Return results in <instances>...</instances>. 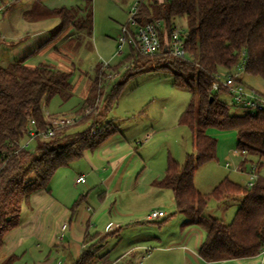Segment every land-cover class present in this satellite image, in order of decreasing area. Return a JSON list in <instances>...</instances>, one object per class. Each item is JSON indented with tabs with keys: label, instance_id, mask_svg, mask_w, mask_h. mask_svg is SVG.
Wrapping results in <instances>:
<instances>
[{
	"label": "trees",
	"instance_id": "obj_1",
	"mask_svg": "<svg viewBox=\"0 0 264 264\" xmlns=\"http://www.w3.org/2000/svg\"><path fill=\"white\" fill-rule=\"evenodd\" d=\"M54 1L34 0L25 14L28 21L59 19L48 40L9 66H0V251L7 234L19 227L24 205L40 190L50 193L49 184L58 170L119 133V125L109 115L129 81L144 73L159 72L169 75L174 86L191 94L178 124L191 132L194 151L183 163L169 156L164 177L154 181L153 186L172 191L176 213L186 218L184 226L203 230L199 255L205 261L257 256L264 244V115L244 110L242 114H232L229 104L220 99L228 95L227 91L213 92L212 84L217 75L237 72L240 67L243 73L264 80V0H142L136 24L144 26L158 19L164 22L160 52L144 55L131 48L107 70L98 64L88 97L77 109L82 117L76 125L58 129L47 141L34 142L32 150L22 149L31 129L46 131L50 127L44 119V109L51 100L58 97L65 104L75 92L71 71L49 63L32 67L28 60L70 31L93 35L94 0L61 6H54ZM177 19L187 23L183 32L184 58L168 50L172 30L181 29ZM110 72L118 73L120 79L105 86ZM98 98H103L100 108L95 106ZM85 107L94 109L85 114ZM210 130L235 131L238 151L257 158V179L252 187L225 178L208 195L196 188V169L217 156L218 142ZM247 156L240 165L244 169L249 163ZM211 199L219 204L238 200L230 223L205 214ZM84 200L80 197L74 202L73 212ZM107 236L86 233L84 242L98 237L104 241ZM100 244L97 241L85 248L74 264H95ZM103 259L105 264H131ZM18 260L19 256L12 255L1 264H15Z\"/></svg>",
	"mask_w": 264,
	"mask_h": 264
},
{
	"label": "rangeland",
	"instance_id": "obj_2",
	"mask_svg": "<svg viewBox=\"0 0 264 264\" xmlns=\"http://www.w3.org/2000/svg\"><path fill=\"white\" fill-rule=\"evenodd\" d=\"M137 1L141 0H94L92 37L88 36L85 32L75 34H70V32H68L59 38L58 44H63L65 50L59 53L57 61L48 56L46 62L58 66L62 70H68L73 73L72 83L75 87V92L74 97L65 104L60 102L61 100L58 97L52 99L48 108L51 113L72 109L82 104L87 86L94 77L96 66L106 62H109L110 65H116L122 57L128 53V50L124 49L123 55H117L116 38L121 27L129 22L131 7ZM71 2L70 0H56L53 3L54 6H61ZM176 24L183 31L187 30L185 19H177ZM66 59L68 61H64ZM37 60H41V57H37ZM241 73L242 80L247 86L264 94V80L261 77L252 76L243 72ZM119 79L120 77L115 80L117 81ZM90 84L91 87L92 82ZM154 94L156 96V102L152 105L146 104L147 101H154V99L149 100ZM220 99L229 104L232 114L243 113L239 107L232 104V99L229 95H221ZM136 100H139L141 104H145L143 109L135 113L134 116L129 113L125 114L124 112L126 110L138 106L137 103H134ZM190 100V92L186 89L174 86L172 78L169 75L159 72L144 73L129 81L121 98L114 104L109 117L114 119V122L119 125L124 133H127L128 129L135 125V123L145 122L147 126L144 125V129L148 128V126L151 128H149V133H145V137H140V141H137V143L134 142L136 146H138V149H142V155H148L152 157V160L158 162L164 155H168L169 149L174 156L171 155L178 162L183 163L187 154L193 153L194 148L191 142V132L186 127L180 126L178 120ZM87 109L88 107H85L84 110ZM72 111L74 112L76 110ZM83 127L84 126H81L80 128ZM209 134L218 142L217 156L216 159L206 162L197 169L195 180L199 190H201L203 194L208 195L225 178H229L235 183L246 186L251 178V167L255 166V163L253 162L252 165H249L247 173L238 171L239 164L242 160L239 154L240 152L237 149L235 131L210 130ZM32 146L35 147V143H33ZM171 155H168V157ZM251 158L257 161L256 157ZM88 168L89 166L86 159L82 158L74 162L71 166L58 170L49 184V188L52 190L48 194L49 196L52 195L50 199L56 198L58 202L68 208L69 217L66 219V217H62V214L53 212L55 207L51 205V202L49 204L41 202V210L36 213L37 219L35 223V230L41 232V236H35V239H29L32 236L28 233L27 229L30 230L33 228L30 224L27 225L23 234L16 239V242L20 238L19 241L27 240V243L26 249L16 254L19 256V260L15 264H31V262H35L38 258L43 257L46 260L48 255L55 256L58 258V261H64L63 264L72 263L68 251L64 252V250H60L58 246H53L54 243H57L55 232H59L64 223L69 224L72 213L78 210L81 211L79 212L80 214L76 215V213L74 215L71 220V233H69L61 243L67 245L71 242V247L76 246L77 249L81 247V238L86 229L87 215L89 213L86 207L89 205L91 210L92 208L98 210V204L100 203L98 199L100 192L91 191L92 177L89 176L88 171H90V168L89 170ZM80 172L88 174L87 183L79 185L77 189H75L74 182ZM261 173L264 175V168ZM70 189L74 191H70ZM152 189L158 191L157 188ZM165 191L170 198L169 200L167 197L161 199L150 197L140 206H143L146 210L148 209L149 211H147V213L149 214L152 211V207L164 202L163 211L166 213L168 211V215L173 214L172 217H169V221L162 224L148 223L146 222L147 214L144 217V222L136 223L134 229L131 226L123 230L121 234V238H123L122 242L119 241L118 236L113 237L109 235L104 241H101V238L98 237L95 239V242L98 241L101 243V246L97 253L95 264H105L104 260H100L105 257L110 262L121 258L124 254H127L128 248L135 244V238L145 239L149 236L161 235L159 231L161 227H165L166 231L175 233L174 231L181 226V219L183 220L185 217L176 213V206L172 200L171 195L173 194L171 191ZM86 195H88L87 201L81 203L73 212L72 207L74 202ZM238 205L239 202L236 199L227 200L221 204L211 199L205 214L208 217L220 218L225 223H230L235 216ZM27 209L28 206L24 205V214L21 219H26ZM119 213L122 212L119 211ZM64 220H66V222H64ZM44 222L45 224L42 226L41 224ZM91 222L93 225L95 224V222ZM98 226L100 227V225ZM51 230L52 233L50 236L49 231ZM90 230L92 235L97 233L95 229L92 230V227L89 228V231ZM98 233L103 234L100 230ZM50 244L51 248H49ZM163 244L159 245L158 249L157 247H153L154 245H152V247L148 245L143 247L144 249H140L142 250L138 253L140 260L139 258L135 259L133 261L134 264H172V258L177 252L176 250L173 251V249L168 250L169 252H166V249L164 251L166 247H162ZM131 248L129 250H133L136 247ZM39 251L43 253L39 254Z\"/></svg>",
	"mask_w": 264,
	"mask_h": 264
},
{
	"label": "crops",
	"instance_id": "obj_3",
	"mask_svg": "<svg viewBox=\"0 0 264 264\" xmlns=\"http://www.w3.org/2000/svg\"><path fill=\"white\" fill-rule=\"evenodd\" d=\"M71 1L72 0H70V2ZM77 1L79 0H73L71 3H77ZM33 2L34 0H0V66L7 67L14 61L28 55L30 52L40 47L45 41L48 40L51 31L58 25V18L40 21H28L25 18V14L32 8ZM70 34L75 33L73 31H70ZM58 40L47 44L45 47L39 50L35 56L31 57L28 60V65L34 67L39 63H47L46 59L48 56H50L53 60L56 59L55 61H57L59 53L65 50L63 44H58ZM37 57H41V60H37ZM64 61L68 60L66 59ZM93 79L94 77L91 79L90 83ZM90 83L87 86L83 103L88 97V91L90 90L91 85ZM155 97V94L152 95L149 100L154 99V101H147L146 104H154L156 102ZM83 103L72 109L60 110V112H69L72 110H76L75 112H77V109H79L83 105ZM134 103H137L138 106L130 108V110H126L124 112L125 114L129 113L130 115L134 116L135 113L141 111V109H143V106L145 105L143 103L141 104L139 100H136ZM48 108L49 105L46 106V110L51 113ZM57 113L53 112L51 114ZM144 125H146L145 122L135 123V125L128 129L127 133H124L120 128L118 134L110 137L96 150L85 152L83 158L86 159L88 163V166L90 168V171H88V173L89 176L92 177L91 191L100 192V195L98 197L100 203L98 204V210H95L94 208H92L91 210L89 205L88 207H86V210L89 213L87 215L86 229L84 230L83 237L81 238V247L79 249H77L76 246L71 247V242H69L67 245L61 243L63 242V240H65L68 234L71 233V220L73 219L74 215L76 213V215L80 214L79 212L81 211L78 210L72 213L69 219L70 222L68 224V231L62 241L58 238L61 229L59 230V232H55L57 243H54L53 246H58V248H60V250H64V252L68 251L69 257L72 262L71 264H74L79 259L82 251L85 248L89 247L92 243L95 242V240H93L92 242H84L86 233L92 235L91 230L89 231L90 227H92V230L95 229L97 233L99 230L102 231L103 234L98 233L100 236H118L119 241L122 242L123 238H121V234L125 228H130L132 226V228L134 229L136 223L144 222V217L148 214L147 211L149 210H146V208L140 206L143 205V202H145L150 197H157V199L167 197L168 200L170 199L165 190H171L157 188L153 186V182L164 177L167 164L166 158L172 153L168 149V155H164L158 162L152 160V157H149L148 155H142V149H138V146H136L135 143H137V141H140V137H145V133H149L150 127L148 126V128L144 129ZM191 142L193 147L192 137ZM243 159L244 157L241 156L242 161ZM247 159L249 160V163L246 165L245 169L240 167V163L238 171L247 173V168L249 167V165H252L253 162H256L255 159L253 160L250 156H247ZM199 167L197 169H199ZM81 176L85 177L84 183L77 182V179ZM195 177V186L199 190L196 184ZM87 179L88 174L80 172L74 182L75 189H77V186L79 185L86 184ZM152 188H157L158 191H154ZM70 191L74 190L70 189ZM199 191L203 193L201 190ZM51 196H49L46 190H40L31 197L29 203L26 204L28 206L26 219H20L19 227L10 231L5 238V245L0 251V264L4 262L9 256L16 255L17 253L22 252L24 249H26L25 247L27 240L19 241V238L16 242V239L23 234L24 230H26L27 225L30 224L33 228H29L30 230L27 229L28 233H30V235L32 236L29 239H35V236H41V232L35 230V223L37 219L36 213L40 212L41 210V202H46L48 204L51 202V205H54L55 207L53 212L60 213L62 214V217H66V219H68V208L58 202V199H50ZM87 197L88 195L84 196V201H87ZM171 197L174 201L173 195H171ZM163 205H165L164 202L157 204L155 207H152V211H163ZM118 210L122 213H119ZM167 213L169 212L167 211ZM167 213L165 217H162L150 223L162 224L168 222V217L170 216V214L168 215ZM23 214L24 212L22 210V215ZM91 221L95 222V224L93 225ZM181 221V226H179V228L174 231L175 233L166 231L165 227H161V229H159L161 235H153L146 237L145 239L135 238V244L131 247L136 248L133 250H129L131 248L129 247V251L127 250L126 252L127 254H124L121 258L111 262L123 263L125 261L134 264L133 261L139 258V251H142L140 249H144L143 247L148 245H150L151 247L152 245H154L153 247H157L158 249V246L164 243L162 246L166 247L164 248V251L166 249V252H169L168 250L173 249V251L176 250L177 252L176 255H174L172 258V264H262L259 256L220 262L205 261L199 255L200 246L204 241L203 230L196 226H184L186 218H184L183 220L181 219ZM64 222H66V220H64ZM111 223H113L115 227L112 230H107L108 225ZM44 224L45 222L41 225L43 226ZM98 225H100V227ZM49 232L51 236L52 230ZM50 246L51 244L49 245V248H51ZM42 253V251H39V254ZM100 260L103 261L104 259L101 258ZM59 262L61 261H58V258H56L55 256L48 255L46 260L44 259V257L38 258L35 262H31V264H58ZM63 262L64 261H62L61 264H63Z\"/></svg>",
	"mask_w": 264,
	"mask_h": 264
},
{
	"label": "built area",
	"instance_id": "obj_4",
	"mask_svg": "<svg viewBox=\"0 0 264 264\" xmlns=\"http://www.w3.org/2000/svg\"><path fill=\"white\" fill-rule=\"evenodd\" d=\"M142 1V0H141ZM141 1H137L133 4L130 10V19L127 25L121 27L117 36V55H122L124 49H137L144 55H154L159 53L162 47L161 35L165 33L164 22L160 19L154 22L148 23L144 26H138L136 24V15L138 13ZM183 30L176 28L172 30L169 42L168 50L170 53L179 58L186 57L185 40L183 36ZM103 69L107 70L111 65L109 62L102 63ZM243 67L237 72L233 73H221L216 76V80L212 84V91L217 92L221 89H225L228 95L232 99V104L239 107L251 115L263 114L264 115V94L249 88L241 80V72ZM118 78V73L110 72L105 78V86L113 82ZM102 99L98 98L95 106H101ZM92 108L85 110V114H90ZM81 115L77 112H61L57 114H51L44 109V119L50 124V127L46 131H41L37 128L31 129L29 137L21 144L22 149L32 150V144L36 141H47L55 136L58 129L67 128L76 125L81 119ZM241 156H247L246 151L239 153ZM237 155V154H236ZM256 166H252L250 170V181L247 183V187H252L257 179ZM78 183H84L85 177L81 176L77 179ZM166 216V212L161 210L151 211L147 217L146 222L150 223ZM68 223H64L61 226L59 240H63L68 231ZM115 227L113 223L109 224L107 230H112ZM261 259V263L264 264V244L257 255ZM58 264H61L59 262Z\"/></svg>",
	"mask_w": 264,
	"mask_h": 264
},
{
	"label": "water",
	"instance_id": "obj_5",
	"mask_svg": "<svg viewBox=\"0 0 264 264\" xmlns=\"http://www.w3.org/2000/svg\"><path fill=\"white\" fill-rule=\"evenodd\" d=\"M212 100H213V98H212Z\"/></svg>",
	"mask_w": 264,
	"mask_h": 264
}]
</instances>
